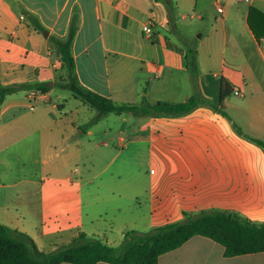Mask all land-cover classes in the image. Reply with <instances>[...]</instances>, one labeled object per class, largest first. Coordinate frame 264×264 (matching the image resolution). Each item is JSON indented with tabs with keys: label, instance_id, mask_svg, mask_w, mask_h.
<instances>
[{
	"label": "crops",
	"instance_id": "crops-1",
	"mask_svg": "<svg viewBox=\"0 0 264 264\" xmlns=\"http://www.w3.org/2000/svg\"><path fill=\"white\" fill-rule=\"evenodd\" d=\"M199 1L0 0V86L49 88L17 92L0 106V205L6 206L5 218L13 220L0 224L28 235L40 251L50 253L80 233L117 247L127 233L182 221L185 213L218 210L264 223V152L233 128L236 124L244 134L264 140V37L257 39L254 32L257 28L264 35V0H225V8L221 0H207L216 12L218 5L223 7L218 15L231 21V26L223 25L231 41L202 37L195 45L171 30L184 18L188 3L197 8ZM29 15L44 31L30 24ZM150 19L155 27L147 38L143 26ZM74 20L78 30L72 53L78 80L87 90L117 105L183 103L201 93L218 106L225 80L232 94L222 106L230 119L203 105L177 117L127 114L119 131L96 132L107 115L98 121V113L92 120L82 119V112L91 111L87 104L71 97L73 109L69 100L53 98L64 72L50 38H66ZM234 30L248 35L255 59ZM188 48L198 54L197 78L188 68ZM232 109L243 121L231 115ZM139 144L147 145L154 157L162 155L163 176L146 186H109L117 223L90 224L82 184L73 181L70 166L87 162L91 172L95 156L107 149L119 155ZM246 151L254 154L253 160L240 163ZM159 264H264V253L226 258L222 246L196 236L161 256Z\"/></svg>",
	"mask_w": 264,
	"mask_h": 264
},
{
	"label": "trees",
	"instance_id": "trees-1",
	"mask_svg": "<svg viewBox=\"0 0 264 264\" xmlns=\"http://www.w3.org/2000/svg\"><path fill=\"white\" fill-rule=\"evenodd\" d=\"M28 21L39 32L44 31L33 15L28 16ZM77 30L74 20L66 38H50L64 72L57 86L71 91L76 99L97 110L96 121L109 114L177 117L187 115L203 105L212 107L216 113L230 119L222 106L224 100L232 94L225 80H222L218 106L201 93L183 103L117 105L87 90L78 80L72 53ZM254 32L257 39L264 37L259 31ZM186 60L192 75L197 78L200 72L197 51L188 48ZM33 88L42 92L49 89L45 85L0 86V106L9 95ZM233 128L236 134L264 152V141L244 134L236 124H233ZM196 236L222 246L226 258L264 253V223L251 222L236 213L210 210L196 215L185 213L182 221L154 228L147 233L131 231L125 235L120 247H111L99 239L80 233L71 245L53 253L40 251L28 235L0 224V264H159L161 256L181 248Z\"/></svg>",
	"mask_w": 264,
	"mask_h": 264
},
{
	"label": "rangeland",
	"instance_id": "rangeland-1",
	"mask_svg": "<svg viewBox=\"0 0 264 264\" xmlns=\"http://www.w3.org/2000/svg\"><path fill=\"white\" fill-rule=\"evenodd\" d=\"M206 1L207 0H200L197 8L194 7V3H188L186 10L183 11L184 18L177 22V27L176 25L172 26V33L181 34V37H188L194 42L195 45L197 44V41L202 37L203 39L208 38L212 40H216L219 38L223 42L226 38V41H228L229 43L231 41V38L227 26L229 27L232 25L231 21L227 22L226 18L218 15L216 9L213 7H209L208 4H206ZM221 5L225 8V0H221ZM224 23H226L227 26L223 28ZM255 30L258 31L257 28ZM237 32L238 30L233 31L234 36L241 44L245 46L246 54L249 55L252 59H255L257 56L256 51L251 41L248 39V35L242 32L237 34ZM207 47L209 48V46H206V48ZM228 52H230V49H228ZM61 77H63V75ZM59 82L60 79H58V83ZM57 96L60 98V102H62V99L69 100L68 102H70L71 108L74 109L73 106L76 103H74V101H70L71 97L75 98L71 91L58 87L53 94L54 100ZM78 101L81 102L80 100ZM88 107L91 111L86 115L84 114V116L82 112L81 117H83L82 119L89 118L90 120H92L98 112L92 107ZM233 111L234 110L232 109L231 115L237 116L236 112ZM73 114V116L76 115L75 113ZM126 115L127 114L107 115L108 118L103 120V122L98 127L99 130L97 129L96 132L103 133V131H107L108 133H114L116 131H119L120 123L123 121V118ZM128 117L132 118L131 121L133 123H137L134 117H132L131 115H128ZM237 119L243 121V117L241 116H237ZM144 120L145 119L142 118L140 119V122ZM89 125L93 127V123L90 122ZM244 127L247 130H250L247 125ZM251 131L257 133L255 130ZM110 143L114 148H116V142ZM116 150L118 149L116 148ZM158 153L159 152H157V154ZM159 157L160 158H158L157 155L154 157L147 145L139 144L131 146L128 150H122V153H120L119 155L116 152L107 149L106 152H102L100 155L94 157L96 158V160L92 165L93 167L89 165L91 167V172H88L87 167L84 166V164L87 165V162L81 164V162L78 163V161H75L72 166H70L68 173L69 175H72L73 181H79L82 184L81 195L83 200L85 220L88 222L90 221V224L93 221H97L99 222L98 224H106V227L108 226L107 224L111 222V220L116 222V203L109 195V186L114 187L115 184L131 183H142L146 186V183H150L154 178L158 180V178L163 176V168L165 167V164L162 161V155H159ZM253 157L254 154H249L248 151H246V156L240 157L239 160L240 163H249L251 160H253ZM85 159L86 157H84V160ZM32 168H34V165H32ZM152 171L153 173L156 172V175H154ZM5 207L6 206L0 205V220L9 223L13 220L5 218ZM32 207L38 210V207L40 206L34 205ZM140 219L143 218L140 217ZM24 223L25 225L30 226L29 223L33 222L25 221ZM66 239L67 240L62 241L58 250L67 247L74 242L73 240L72 242L66 244L68 241H70L68 238ZM121 245L122 243L117 247H120ZM187 253H191V251L189 250Z\"/></svg>",
	"mask_w": 264,
	"mask_h": 264
},
{
	"label": "built area",
	"instance_id": "built-area-1",
	"mask_svg": "<svg viewBox=\"0 0 264 264\" xmlns=\"http://www.w3.org/2000/svg\"><path fill=\"white\" fill-rule=\"evenodd\" d=\"M236 1L250 3L252 0H236ZM217 12L218 14H223V7L221 5L217 6ZM154 27H155V21L153 19L148 20L146 24L143 26V32L147 38H152ZM41 95L42 94H40V96ZM236 95H238V93H236Z\"/></svg>",
	"mask_w": 264,
	"mask_h": 264
},
{
	"label": "water",
	"instance_id": "water-1",
	"mask_svg": "<svg viewBox=\"0 0 264 264\" xmlns=\"http://www.w3.org/2000/svg\"><path fill=\"white\" fill-rule=\"evenodd\" d=\"M47 35V33L45 32V36Z\"/></svg>",
	"mask_w": 264,
	"mask_h": 264
}]
</instances>
